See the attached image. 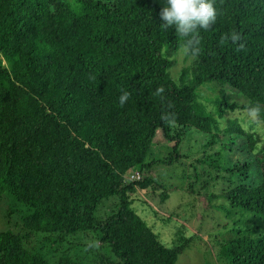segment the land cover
I'll return each mask as SVG.
<instances>
[{"label": "trees", "instance_id": "trees-1", "mask_svg": "<svg viewBox=\"0 0 264 264\" xmlns=\"http://www.w3.org/2000/svg\"><path fill=\"white\" fill-rule=\"evenodd\" d=\"M184 48L191 64L178 81ZM248 117L264 124V0H0V207L25 208L5 215L0 264H86L41 251L79 232L101 235L108 264H177L192 238L180 230L166 246L131 195L150 187L157 163L198 151L188 189L232 225L219 257L264 264V147ZM159 130L174 143L160 159ZM235 134L257 163L234 159ZM132 173L141 178L128 182Z\"/></svg>", "mask_w": 264, "mask_h": 264}, {"label": "rangeland", "instance_id": "rangeland-1", "mask_svg": "<svg viewBox=\"0 0 264 264\" xmlns=\"http://www.w3.org/2000/svg\"><path fill=\"white\" fill-rule=\"evenodd\" d=\"M158 2L171 5L174 0H158ZM176 59V65L171 73L179 81L184 68L191 64V59L187 57V49H182ZM225 90L230 102L239 99L237 91L230 86H226ZM211 92L205 88L206 94L211 95ZM244 120L247 128L254 125V131L262 134L263 140L260 146L264 147V124H257L256 118L253 117ZM221 122L224 127L226 120L223 119ZM199 137L200 135L195 133L194 139L190 143L189 140L185 139L181 144L180 152L184 153L192 144L195 145ZM226 140H228L227 144L234 148L233 157L235 160L257 163L245 137L235 134ZM173 144L165 138L163 130H159L154 145L155 157L158 159L166 158L169 154V147ZM201 153L202 151H198L188 158H174V163H168V165L162 162L157 163L150 174L154 178L151 179L150 187L143 190L138 189L136 193L131 195L133 208L166 246L173 245V241L179 235L180 230H184V235L192 238L189 243H186V248L179 256L177 264H224L218 255V249L220 242L226 241L231 236L229 229L232 225L224 213L210 200L209 196H204L203 189H198V187L194 188L193 191L188 189L189 175L192 176L193 167L199 163L198 158ZM257 170L256 165H254L255 174ZM131 175L138 176L135 173L130 174L127 176L128 182L133 181H131ZM166 192L170 197L164 200L163 195ZM9 201H4L0 207V231L5 230L8 226L5 215L9 211V207L14 210L16 208L25 209L12 198H9ZM118 202L119 197L105 199L98 208V216L100 218L110 216ZM19 215H13V217L18 216L19 219ZM42 246L41 251L48 257L62 256L66 253L86 264H108L103 256L114 257L111 248L101 241V235L98 232L95 234L92 232L89 237L84 232L55 235L53 239L43 241Z\"/></svg>", "mask_w": 264, "mask_h": 264}, {"label": "built area", "instance_id": "built-area-1", "mask_svg": "<svg viewBox=\"0 0 264 264\" xmlns=\"http://www.w3.org/2000/svg\"><path fill=\"white\" fill-rule=\"evenodd\" d=\"M136 174V173H135ZM132 177V179H131V181L132 180H137V179H140L141 178V176L138 174V176H136V175H131Z\"/></svg>", "mask_w": 264, "mask_h": 264}, {"label": "clouds", "instance_id": "clouds-1", "mask_svg": "<svg viewBox=\"0 0 264 264\" xmlns=\"http://www.w3.org/2000/svg\"><path fill=\"white\" fill-rule=\"evenodd\" d=\"M134 181V180H133Z\"/></svg>", "mask_w": 264, "mask_h": 264}]
</instances>
